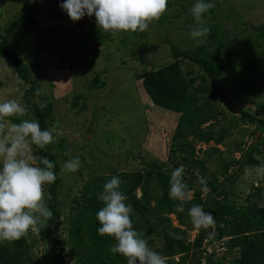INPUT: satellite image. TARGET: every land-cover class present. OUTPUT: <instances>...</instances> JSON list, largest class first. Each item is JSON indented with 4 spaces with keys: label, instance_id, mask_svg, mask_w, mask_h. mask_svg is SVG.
I'll return each instance as SVG.
<instances>
[{
    "label": "rangeland",
    "instance_id": "1",
    "mask_svg": "<svg viewBox=\"0 0 264 264\" xmlns=\"http://www.w3.org/2000/svg\"><path fill=\"white\" fill-rule=\"evenodd\" d=\"M169 1L177 3L167 7L162 16L164 22H154L144 32L112 35L98 29L94 16L83 17L75 26H71L69 19L49 22L45 16H39L40 31L16 32L8 37L11 49L20 54L36 85L53 103V121L48 130L55 137L54 153L60 146L58 159L61 166L71 159L79 158L81 162L75 173L60 175L62 216L54 227V235L63 244V254L69 249L67 211L86 182L98 175H108L111 170L133 172L140 170L144 161L167 159L178 115L155 106L141 83L146 74L171 62L167 40L181 50L192 49L196 41L190 33L197 27L190 12L196 0ZM206 2L215 4L204 18L207 21L205 26L210 28L216 41L223 39L224 47L219 55L223 58L225 53H231L233 65H237L239 59L254 58L247 66L252 67L253 72L246 68L247 62H241L243 71L236 67L231 80H228L226 71L211 89V93L217 96L225 95L222 108L227 101L239 109L231 112L220 124L223 129H228L223 144L195 145L198 157L207 150L219 151L213 152L206 165L209 172L217 173L221 164L239 158L237 145L247 147L251 141L255 127L241 120V109L264 118V35L253 50L246 45L259 38L258 28H264V0ZM53 9L58 10L57 4ZM19 10L20 4L12 2L0 8V34L16 18ZM54 10L48 14H54ZM193 70H197L196 67ZM96 75L103 82L102 86L90 87ZM26 88L27 85L12 74L10 65L0 59V102L18 99L24 103ZM75 96L79 100H75ZM76 101L78 104L73 106ZM29 117L27 114L25 118ZM261 162L264 163V157ZM245 168L238 171L225 188L238 204L249 200L264 206V179H258L255 171L246 174ZM137 194L140 193L137 191ZM169 219L174 227L186 228L174 215ZM193 229L189 232L190 240L197 233V229ZM25 237L30 242L35 241L29 252L31 264H54L57 250H54L53 243L43 245L37 241V233L32 231ZM4 243L10 244L14 250L17 248L12 242ZM214 245L208 249L215 251V257L219 258L223 255V246ZM231 258L229 256L225 262Z\"/></svg>",
    "mask_w": 264,
    "mask_h": 264
},
{
    "label": "trees",
    "instance_id": "2",
    "mask_svg": "<svg viewBox=\"0 0 264 264\" xmlns=\"http://www.w3.org/2000/svg\"><path fill=\"white\" fill-rule=\"evenodd\" d=\"M8 2L20 4V10L16 18L4 27L3 34H0V59L7 62L12 74L27 85L23 101L29 109V119H37L41 129L48 130L53 121V103L44 94L36 95L40 88L20 54L11 49L8 37L16 32L40 31L39 16H45L49 22L69 19L59 7L64 0H0V8ZM175 3L177 2L169 1L167 7H172ZM54 4H57L58 10L53 9ZM52 10L55 13L48 14ZM164 19L161 17L159 22L163 23ZM78 24L80 23L71 21V26ZM257 32L261 33L259 38L246 43L250 50L255 48L264 35V28H258ZM167 43L171 62L146 74L141 83L145 94L155 106L178 115L167 159L144 161L143 167L133 172L111 170L108 175H98L86 182L67 211L69 249L64 254L63 244L54 235V227L62 216V166L58 159L60 146H57L56 154L54 144L48 145L44 150L33 146L34 154L54 162L57 175L53 184L45 186L46 193L52 196L47 201L52 217L44 228L36 232L37 241L43 245L53 243L56 247L54 264H127L123 256L110 252L114 240L99 235L97 231L99 224L95 213L103 206L99 195L103 185L114 175L123 181L120 190L126 194V202L133 208L131 218L135 229L143 234L154 251L167 258V264H194L196 255V264H264V206L249 200L245 204H238L230 198L229 191L225 188V184L230 185L241 169L264 164L261 162L264 157V118L241 109V120L255 127L251 133V141L247 147L237 145L239 158L221 164L217 173L209 172L206 165L213 152L219 151L207 150L202 157H198L195 150L196 143H224L228 129H223L220 124L227 120L233 109L227 106V101L225 108H222L225 95L217 96L211 93V89L226 71L228 80H231L232 72L240 67L241 62H247L246 68L253 72V68L247 66L254 58L239 59V63L233 65L231 53H225L223 58L219 55L220 49L224 47L223 39L216 41L211 32L204 43L197 46L195 42L192 49L181 50L170 40ZM194 67L197 70H193ZM93 80L90 87L102 86L103 82L97 75ZM74 98L79 100L76 99L77 96ZM41 103L46 105L43 109L40 107ZM76 104L78 101L73 106ZM82 107L85 108V104ZM13 119L14 122H19L18 119ZM180 165L185 166L184 179L193 192L192 199L184 202L183 213L175 212V207L180 202L169 197L170 174ZM201 178L205 179L209 191L201 190ZM256 190L261 191L259 188ZM193 204L201 205L211 212L215 217V224L208 229H197L196 235L190 240L189 232L194 230V226L187 211ZM171 215L186 228L174 227L169 219ZM185 219L189 221L187 224ZM204 240L206 244L203 245ZM12 243L17 247L16 250L10 244L0 242V264H31L29 252L35 241L30 242L24 236ZM216 243L223 246V255L219 258L215 257V251L208 249ZM229 256L232 258L225 262Z\"/></svg>",
    "mask_w": 264,
    "mask_h": 264
},
{
    "label": "clouds",
    "instance_id": "3",
    "mask_svg": "<svg viewBox=\"0 0 264 264\" xmlns=\"http://www.w3.org/2000/svg\"><path fill=\"white\" fill-rule=\"evenodd\" d=\"M167 6L168 0H64L59 5L72 22L94 16L98 29L112 35L146 31L166 13ZM214 7V2L196 0L190 9L197 25L190 35L197 46L211 32L204 17ZM42 94V89L36 91L37 96ZM45 106L40 104L41 109ZM28 111L27 105L18 99L0 102V242L18 241L30 231L38 232L52 217L47 204L52 196L46 193L45 186L57 179L55 164L34 154L33 146L44 150L55 143V137L51 130H42L37 119L25 118ZM80 167L81 162L76 158L63 163L60 171L75 173ZM253 171L258 179H264V164L254 170L251 166L245 168L248 175ZM184 174V165L170 174L169 197L180 202L175 207L177 213L185 212L184 202L192 199ZM122 183L114 175L103 185L99 195L103 206L95 213L99 235L114 240L110 252L123 256L127 264H167V258L154 251L135 229L131 218L133 208L120 190ZM199 183L202 191H209L204 178ZM187 215L196 229H208L215 224L213 214L201 205L193 204Z\"/></svg>",
    "mask_w": 264,
    "mask_h": 264
},
{
    "label": "water",
    "instance_id": "4",
    "mask_svg": "<svg viewBox=\"0 0 264 264\" xmlns=\"http://www.w3.org/2000/svg\"><path fill=\"white\" fill-rule=\"evenodd\" d=\"M227 106L231 107L233 109V111H239L238 108L234 107L233 105H231L230 103L226 102Z\"/></svg>",
    "mask_w": 264,
    "mask_h": 264
}]
</instances>
